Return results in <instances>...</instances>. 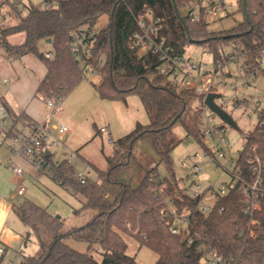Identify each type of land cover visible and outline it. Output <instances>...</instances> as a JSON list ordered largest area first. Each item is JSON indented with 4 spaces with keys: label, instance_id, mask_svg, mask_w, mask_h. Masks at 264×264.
Segmentation results:
<instances>
[{
    "label": "trees",
    "instance_id": "trees-1",
    "mask_svg": "<svg viewBox=\"0 0 264 264\" xmlns=\"http://www.w3.org/2000/svg\"><path fill=\"white\" fill-rule=\"evenodd\" d=\"M49 1L57 2L58 6L41 8L24 0H6L0 5L10 9L0 15V49L9 60L32 53L47 67L36 95L64 99L82 82L85 72L93 69L100 73L101 80L94 87L103 99L120 101L128 94H136L150 123L138 124L117 140L113 155L107 158L109 168L96 169V179L86 177L84 182L78 179L70 161H52V154L44 149V136L38 135L42 140L39 170L49 172L61 186L72 187L83 207L92 208L96 214L87 224L65 230L61 217L30 200L15 204L14 212L29 229L25 241L33 233L39 244V251L21 256L20 264H137L136 256L128 253L125 235L138 240L141 247L152 249L158 256L156 264H202L196 243H188L191 237H201L233 264H264V107L257 111L259 124L245 135L246 142L238 154L233 171L239 174L238 178L210 213L197 208V201L181 187V179L174 172L171 179H163L165 192L157 198L158 188L150 178L160 177V164L172 166L171 152L181 142L173 133L175 124H180L187 136L202 143L206 152L210 150L203 130L204 97L192 89L178 87L161 74L162 61L158 55L152 52L140 55L129 44L139 29L140 16L146 8H151L164 19L161 35L172 48L173 56L186 57L189 45H203L215 65L220 62L224 71L229 63L225 48L229 46L232 51L238 49L244 53L248 76L264 77L261 63L264 0H239L244 20L232 29L219 32L210 31L206 20L193 22L183 15L188 0H45V3ZM105 14L106 25L93 38L86 39L91 51L85 54L87 66L83 68L71 43L84 29L96 26ZM8 15H14L17 23L5 26ZM16 35L24 36L21 42H11L10 38ZM43 40H51V58L38 48ZM195 96L202 98L201 107L191 105ZM5 112L14 124L20 119L28 121L27 115H17L7 104ZM140 140L152 144L159 159L155 166L146 167L143 157L136 153L135 146ZM256 159H259L262 182L257 186L261 210L254 218L260 226L256 236L251 237L248 235L251 215L245 212L249 193L245 189L258 178L254 172ZM166 199H171L181 214L188 213L187 224L178 233L172 229L181 222L164 203ZM68 238L90 247L97 244L102 250V261L72 248L66 243Z\"/></svg>",
    "mask_w": 264,
    "mask_h": 264
},
{
    "label": "rangeland",
    "instance_id": "rangeland-1",
    "mask_svg": "<svg viewBox=\"0 0 264 264\" xmlns=\"http://www.w3.org/2000/svg\"><path fill=\"white\" fill-rule=\"evenodd\" d=\"M6 0H0V5ZM25 3L31 4L36 7L45 8L46 3L45 0H24ZM228 2L232 5L231 10L229 11V15L223 14L216 22L209 23V30L213 32H219L223 30H229L237 25H239L244 20V14L239 11V0H228ZM9 7L7 5H3L0 8V15L3 13L9 12ZM183 15H185L183 11ZM108 15H103L96 26L92 28L93 32H99L107 23ZM17 23V18L14 15H8L6 18L5 26H11ZM23 35H16L10 38L13 43H19L23 39ZM38 48L40 52H52V45L47 43L46 41H40L38 44ZM226 54H229L232 51L231 47L225 48ZM5 53L2 49H0V59L1 56ZM34 55V54H33ZM186 58L190 60H198L203 61L208 64V68H213L215 66L214 59L212 55L207 51V49L203 45L191 44L187 47ZM241 62V60H240ZM262 65L264 66V58L262 61ZM223 73H229L230 81H235L237 87H240L242 90L237 92L232 89L230 83H224L222 79ZM219 76L215 78V91L214 93L218 95L215 99V102L222 106L223 110H225L237 123L239 130H236L230 126H227V137L229 139V149L226 151L225 158H219L220 167L214 166L212 162L205 159V149L198 140H196L193 136H187L185 129L180 124H175L173 126V133L177 137V139L181 140L180 144L171 152V168H168L165 164L159 165V175L161 179H171L172 172L175 173L178 179L185 178L189 171V167H182V163L184 161L187 162L188 165H192L194 163H199L202 166V170L197 176L193 179L190 177V181L194 180L196 184H201L204 187H211L209 193L206 196L205 204L212 205L214 202L213 196L210 192L218 191L223 184H230L233 182V171L235 162L238 158L239 152L243 149V146L246 142L245 135L254 130V128L258 124V116L255 112V106L257 102H260V106H264V77L254 78L250 76L246 80L242 79L241 75L237 70V65L235 62H229L224 71H219ZM7 79L11 82L9 77H6L4 74H0V91L6 92L10 87V84H5L3 82L4 79ZM101 80V77L93 80L92 72L86 71L84 78L80 84V86L74 89L64 100H62L59 105L61 106V110L63 113H68L70 111L79 112L80 115H85V111H82V108H79V105L89 98V90L93 91L95 89L94 84H98ZM247 82V83H245ZM86 87V88H85ZM87 89V90H86ZM87 91V92H86ZM244 99L248 100L247 104H244ZM241 101V105L239 107H234V103L236 101ZM191 105L193 107H201L202 106V98L199 96H195L192 100ZM57 110L56 108H53ZM58 111V113L61 112ZM208 115L213 114L215 121L217 123L222 122V118L217 114L212 113L211 111H207ZM4 117L0 113V131H9L12 128V122L10 120H3ZM56 122L55 118L53 119ZM52 122V121H51ZM51 125V123L49 124ZM98 129H94L96 133L99 131L100 125L98 124ZM17 128L20 129V126ZM92 128V127H91ZM101 134H97V136L93 139L91 144L87 146V152H90L96 158L102 156L103 153H111L114 151L115 146L107 143L106 138L104 136H100ZM114 139L116 140L120 137L113 134ZM50 140V141H49ZM47 140L48 150L52 152V161L54 163L61 162L63 160L73 161L70 163L73 165L75 173L85 174L86 176L96 179V170L90 168L91 174L88 175L87 168L81 163V159L78 158L74 152L66 149L61 141L62 139L58 136H54L53 139ZM59 140V141H58ZM53 142L55 145H53ZM205 144L208 147H211L214 142L210 140H205ZM103 150V151H102ZM136 153L140 154L143 159L146 167L155 166L159 159L158 156L152 146V144L146 140H140L136 143L135 146ZM190 157L191 160L187 158ZM36 169V176L31 175L25 168H22L27 172V176H25L26 180L21 184L23 186L26 194L23 196H18L14 199L13 202L16 204H20L25 200H30L35 203L39 207L47 210L50 214L55 216H59L64 220V228L71 227H81L87 224L90 220H92L96 214V211L92 208L83 207L82 201L78 196L75 195L74 189L72 187L61 186L58 182L53 180L50 176V173L47 171L40 172L38 166L28 160ZM231 161V162H230ZM31 164H29L31 166ZM21 168V167H20ZM101 168L107 169L109 165L107 162L101 163ZM10 176H8L9 179ZM18 187H15L14 191L17 190ZM194 189V186L192 187ZM10 201V200H8ZM11 202V201H10ZM12 210V209H11ZM7 224V227L5 226ZM3 223V216L0 214V229L4 230L5 228H10L11 232L8 237H10L8 244L9 246V255L6 256L5 264H17L18 261L15 260V252H21V256H30L35 255L39 251V244L35 234H31L29 239L24 243V240L21 238L22 235H25L29 230L27 226L21 221L19 216L12 210L10 218L7 223ZM11 234L15 237L12 239ZM125 239L129 244L128 253L136 256L137 264H156L157 254L147 246H140V242L135 238H132L128 235H125ZM66 243L69 244L72 248L92 255L96 260L102 261L103 255L102 250L99 248L97 244L93 246H89V244L76 240L74 238H68ZM1 244V243H0ZM6 248V245L1 244Z\"/></svg>",
    "mask_w": 264,
    "mask_h": 264
},
{
    "label": "built area",
    "instance_id": "built-area-1",
    "mask_svg": "<svg viewBox=\"0 0 264 264\" xmlns=\"http://www.w3.org/2000/svg\"><path fill=\"white\" fill-rule=\"evenodd\" d=\"M69 1V0H65ZM58 3L49 1L46 3L47 9L57 7ZM232 5L228 0H188L184 5L185 16L193 22H200L206 20L208 23L216 22L223 14L229 15ZM163 22L164 19L156 14V12L151 8H146L143 14L140 16L138 24L139 29L133 33L130 38V47L133 50H136L140 55L152 52L160 57L162 64L159 68L161 74L166 75L169 80L173 81L180 88L192 89L196 93L203 95L204 99L209 93H214L215 91V78L219 76V71L221 70L222 64L217 63L213 68H208V64L203 61L190 60L186 57H175L172 53V48L167 44L166 39L162 37L161 33L163 31ZM96 33L92 29H84L81 33L77 34L74 41L71 43V49L73 53L77 56L81 67L87 66V59L85 54L90 53V46L86 43L87 37L93 38ZM47 58H51V54L47 53L45 55ZM261 59V63L263 61ZM229 62H235L237 65V70L241 75L242 79L246 80L250 76L247 75L246 69L244 66V53H240L238 49H233L228 56ZM241 60V62H240ZM218 68V70L215 69ZM87 71L92 72L93 80L101 77L100 73L97 70L89 69ZM222 71V70H221ZM223 72V71H222ZM229 73H223L222 79L224 83H230L232 89L239 92L242 89L237 87L235 81H230ZM220 77V76H219ZM254 77V76H253ZM247 83V82H245ZM218 96V95H217ZM62 98L57 100L55 99H46V103L49 107L55 108L62 101ZM244 104L248 103L247 99H244ZM204 104V102H203ZM241 101H236L234 107H239ZM260 102L256 103L255 112L262 109ZM222 107V106H221ZM203 130L206 136V140L213 141L214 144L209 147V151H205V159L209 160L216 167H220L219 158H225L226 151L229 149V139L227 137V126L225 123H217L213 114L208 115L207 111H211L205 104L203 105ZM212 112V111H211ZM213 113V112H212ZM259 124V123H258ZM261 126L263 123L260 124ZM40 128H38L39 130ZM68 127L64 124L59 125V132L61 134L67 132ZM99 133L106 138V141L110 145L115 144V139L112 134V129L110 126H103L99 129ZM41 145L42 140L38 135L27 136L19 148L14 147L13 149L24 157H27L32 163L36 164L40 169L42 167L41 159ZM191 160L190 157L187 158ZM258 165L254 168V172L258 174V178L254 185L250 188L245 189L246 193H249V199L245 202V212L251 215V222L248 227V235L251 237L256 236L257 228L260 226L259 221L254 218V214L261 210V199L258 194L257 186L262 182L260 178L261 168L259 165V159H256ZM231 162V161H230ZM252 163V161H250ZM236 164V162H235ZM182 167H189V171L185 178H182L180 182L181 187L186 191V193L198 203L197 208L200 209L203 213L208 214L213 209L215 204L222 198L227 195L233 186V182L230 184H223L218 191L210 192L213 196L214 202L212 205L205 204V199L211 187H204L201 184H196L194 180L190 181V177L193 179L201 172L202 166L199 163H194L188 165L186 161L182 163ZM235 167V166H234ZM12 171L14 175L20 179L24 177V170L20 167L13 166ZM89 175V174H88ZM78 179L84 182V179L88 176L85 174L77 175ZM239 176L238 173L233 172V180L237 179ZM150 180L158 188V197L165 192V185H163V179L160 177H151ZM160 184V185H159ZM194 186V189L192 187ZM25 192L24 187H21L18 190L19 195H23ZM164 203L168 209L176 215L181 225H176L172 231L173 233L180 232L181 226L187 224L186 214H181L179 209L172 204L171 199L164 200ZM190 245L196 243L197 248L201 254V263L202 264H233V261L222 254L213 247L207 244L201 237L194 238L191 237L188 241ZM5 255L6 249L0 244V264H5ZM15 260L18 261L17 264H20V257L16 256Z\"/></svg>",
    "mask_w": 264,
    "mask_h": 264
},
{
    "label": "crops",
    "instance_id": "crops-1",
    "mask_svg": "<svg viewBox=\"0 0 264 264\" xmlns=\"http://www.w3.org/2000/svg\"><path fill=\"white\" fill-rule=\"evenodd\" d=\"M47 53L51 54V52L44 54ZM1 73L9 77L12 82L5 78L3 82L5 84L11 83V85L6 92L0 91V113L4 117L3 120L12 122L5 112V104L17 115L28 116V121L20 119L16 124L12 122V128L9 131H0V214L3 216L4 225L8 222L13 206L16 204L13 202L14 199L26 194L25 191L23 195H19L18 190L21 188V184L25 182L27 172L23 169L24 177L20 179L14 175L12 167L25 168L31 175H37L36 169L32 167L29 159L19 155L13 149L14 147L19 148L27 136L43 135L45 139L44 149L48 154H52L47 149V140H54V136L58 135L62 139V145L81 159V163L87 168V173L90 175V168L107 170L108 168H101V163L107 162L109 165L107 158L114 153V151L109 154L103 153L102 156L96 158L90 152L85 151L99 133H96L93 127L97 130L98 124L100 125L99 129L103 126H110L112 134L115 133L122 138L132 132L138 124L147 125L150 123V118L140 97L133 93L128 94L124 100L112 101L103 99L95 88L93 91L89 90V98L79 105V108L85 111V115H80L74 110L67 114L63 113L60 105L55 107L57 110H54L47 105L46 98L36 95L37 88L47 74V67L42 60L32 53L15 60H9L5 53V56L2 55L0 59ZM60 110L61 112L58 113ZM54 118L56 122H54ZM50 123L51 125H49ZM60 124L68 127L67 132L63 134L59 132ZM18 126L20 129L17 128ZM38 128L40 129L38 130ZM117 140L115 138V141ZM53 145H55L54 142ZM69 161L72 162L73 160L70 159ZM8 176H10L9 179ZM15 187L18 189L14 191ZM5 226L7 227V224ZM73 228L77 227L65 228V230ZM10 233H12L10 228L0 229V243L6 245L7 248L5 258L10 253L8 249V244H10L8 235ZM27 233L28 231L21 236L24 243L27 241H25ZM11 237L13 239L15 236L11 234ZM14 254L15 257L21 258V252L17 251Z\"/></svg>",
    "mask_w": 264,
    "mask_h": 264
},
{
    "label": "water",
    "instance_id": "water-1",
    "mask_svg": "<svg viewBox=\"0 0 264 264\" xmlns=\"http://www.w3.org/2000/svg\"><path fill=\"white\" fill-rule=\"evenodd\" d=\"M246 11V9H245ZM246 13V12H245ZM179 15V14H178ZM48 43H51V40L47 41ZM217 98V94L215 93H209L205 99H204V104L214 113L217 114L219 117L223 119V121L228 124L230 127L239 130V127L235 120L231 117L230 114H228L221 106H219L216 102L215 99ZM57 218H60L57 216Z\"/></svg>",
    "mask_w": 264,
    "mask_h": 264
}]
</instances>
